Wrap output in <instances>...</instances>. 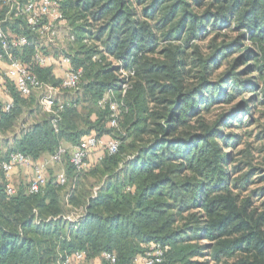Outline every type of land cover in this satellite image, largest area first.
Masks as SVG:
<instances>
[{"label": "trees", "instance_id": "obj_1", "mask_svg": "<svg viewBox=\"0 0 264 264\" xmlns=\"http://www.w3.org/2000/svg\"><path fill=\"white\" fill-rule=\"evenodd\" d=\"M60 9L72 38L62 55L79 81L47 112L41 93L21 95L1 72L9 101L0 94V134L19 132L0 162L19 153L37 164L66 148L60 163L70 166L62 185L47 180L38 193L28 185L13 194L0 167V264H57L75 252L87 262L139 264L153 247L163 254L157 264H264V212L238 192L247 177L234 178L225 133L240 124L238 111L264 107V0H60ZM0 28L27 38L12 54L40 83L61 88L53 68L35 61L38 49L48 53L12 4L0 6ZM221 32L234 37L218 46ZM225 61L230 70L215 80ZM87 137L118 147L78 172L68 148ZM82 175L98 185L71 224L62 192L72 187L78 205Z\"/></svg>", "mask_w": 264, "mask_h": 264}, {"label": "built area", "instance_id": "obj_2", "mask_svg": "<svg viewBox=\"0 0 264 264\" xmlns=\"http://www.w3.org/2000/svg\"><path fill=\"white\" fill-rule=\"evenodd\" d=\"M12 4L15 9V16H23L28 26L34 30L38 39L45 45H55L60 38L59 24L63 21V15L60 9L59 0H26L23 3H19L15 0H0V6ZM72 40V38H70ZM30 45V42L25 37L12 38L8 37L6 33L0 28V64H5L6 68L3 70V76L12 80L15 87L23 96L29 94L41 93V104L47 112L52 111L55 89L50 85L40 83L35 76H33L24 64L16 58L12 51L21 50L24 47ZM35 61L40 66L52 65L55 63L54 58L48 56H42L41 53L35 54ZM60 63L64 66H68L65 69L62 78V87L64 89H73L76 87L80 71H74L69 68L70 61L66 57H62ZM129 74V73H128ZM124 76L127 74L123 73ZM129 75H133L130 73ZM127 88V84L123 85V90ZM105 97L99 104L104 106L106 104ZM11 107V104L6 106V111ZM112 121L111 127L117 126V118L119 115L118 106L111 104ZM104 144L106 151L109 154H114L117 150L118 143L115 140H108L107 142L95 137H87L81 144L72 149L70 161L75 169L80 172L87 166V160L89 154L100 148ZM66 153V148L59 149L54 155L49 156L37 164H33L32 161L22 154L15 153L10 154L7 162H0V167L8 177L15 169H30L32 178L30 181L29 191L31 193H38L40 189L46 183V170L49 166L59 164L62 157ZM56 181L61 185L64 184L65 179L62 174L56 177ZM8 194H13L14 190L11 185L7 186ZM162 250L159 247H153L148 253L139 259L140 264H157L161 262ZM103 257L106 261L114 263L115 258L110 254H104ZM84 259L82 252H75L69 257H65L62 264H70L73 260L81 261Z\"/></svg>", "mask_w": 264, "mask_h": 264}, {"label": "rangeland", "instance_id": "obj_3", "mask_svg": "<svg viewBox=\"0 0 264 264\" xmlns=\"http://www.w3.org/2000/svg\"><path fill=\"white\" fill-rule=\"evenodd\" d=\"M60 1V0H59ZM59 32H60V38L57 40L55 45H45L42 41L39 39L36 41L39 48H42V52L48 53V55L45 56H52L50 54L54 52H60L61 54L63 51H65L67 47V31H66V24L63 21V24H59ZM65 28V31L62 29ZM228 35L229 37L233 38L234 35H231L227 32H221L220 38L216 42V44L219 46L220 42L222 41V38ZM210 37V36H209ZM205 38L201 42V46L203 49H206L207 47H210L212 44H210V40L212 39L213 35L209 38ZM216 37V35L214 36ZM69 41L70 38L68 37ZM40 49H38V53H40ZM59 53V55H60ZM58 55V56H59ZM231 61V60H229ZM226 63V61H225ZM230 66H227V63L216 73L215 80L217 78H221L225 71H229ZM234 72H239V70H236ZM3 98V97H2ZM241 98H239L235 103H233L230 106L227 107H217L216 114H222L229 108H234L238 101H240ZM42 108L43 105L41 104ZM250 108L252 110V115H248V113L244 112L243 110H240L237 112L235 118L240 121V124H235L233 128L226 129L225 133L228 135V141H230V144L227 145L228 149L226 152L228 153L230 157V166L233 168V176L235 179L241 178L243 175L247 177L244 181H239V191L241 192L242 196L251 195L252 200L255 203V207L258 209L259 213L264 212V107L260 104L258 105H250ZM44 109V108H43ZM45 110V109H44ZM19 128L16 127L14 131L6 133L4 136L3 134H0V137L2 139V147L0 150V158L5 159V157L8 154L7 145L8 142L11 141V139L18 134ZM233 138V141L231 139ZM102 141L107 142L111 138H100ZM69 154L71 155L72 150L68 148ZM107 151L104 147V144L100 146V148H97L93 150L89 156H88V164L89 168L92 167L97 161L101 160V158L106 155ZM69 161L66 160L63 163L55 164L52 166H49L46 170V182L47 180H55L56 177L60 174L64 175L66 171L69 169ZM15 172L10 174L7 179L9 181V185L12 186L14 190L17 189L19 186H28L30 185V181L32 178V173L30 169H16ZM74 178V177H73ZM72 178V179H73ZM75 183L80 184L79 192H84L82 195H77L75 198L79 200L78 205H70V197H73L72 187L71 188H64L63 195L65 198V210L66 214L64 215L65 220L70 222L71 224H75L77 221H79L83 215L84 208H82L81 203L84 202L87 199V194L93 195L97 189V180L90 176H84L82 175L81 178H77V176L74 178ZM262 191V193H261ZM205 244V243H204ZM207 254V253H205ZM67 255V257H69ZM57 264H62L61 259H58ZM70 264H105L103 261V258L101 256H97L91 260L87 261H75L73 260ZM140 264V263H139Z\"/></svg>", "mask_w": 264, "mask_h": 264}, {"label": "crops", "instance_id": "obj_4", "mask_svg": "<svg viewBox=\"0 0 264 264\" xmlns=\"http://www.w3.org/2000/svg\"><path fill=\"white\" fill-rule=\"evenodd\" d=\"M19 1V0H17ZM60 24H63V21L60 23ZM63 30L65 31V28L62 29V32ZM66 31H67V28H66ZM60 33V32H59ZM53 46V45H52ZM42 56H45L41 53ZM52 55V54H50ZM46 57V56H45ZM48 57H52L54 58L55 60V63H53L52 65H47V66H51L53 68V72L54 74L56 75V77H59V78H63V74H64V71L65 69H67L68 66H63L60 61H61V58L62 57H65L63 56L61 53L60 55L58 56H55V55H52V56H48ZM6 68V65L5 64H0V94H3L4 95V98L7 99L9 101V96L6 94V91H5V86H4V81L2 79V76H1V72H3V70ZM61 89L62 90H69V89H64L61 85V88H55V96L57 99H63L62 98V95L63 93L61 92ZM74 89V88H73ZM68 147V146H66ZM74 149V148H73ZM18 169V168H17ZM16 170V169H15ZM15 171L12 172V174L14 173Z\"/></svg>", "mask_w": 264, "mask_h": 264}]
</instances>
